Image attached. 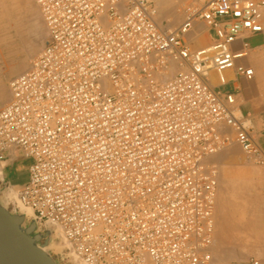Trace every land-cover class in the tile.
Wrapping results in <instances>:
<instances>
[{"label": "built area", "instance_id": "2783aa9c", "mask_svg": "<svg viewBox=\"0 0 264 264\" xmlns=\"http://www.w3.org/2000/svg\"><path fill=\"white\" fill-rule=\"evenodd\" d=\"M33 1L46 37L9 81L0 163L15 151L29 161L17 197L39 229L59 228L67 244L56 256L64 264H218L214 157L232 141L264 167V149L210 76L219 84L231 68L253 76L235 66L242 53L230 45L263 30L264 0H193L199 6L174 27L151 0ZM197 20L214 40L193 48Z\"/></svg>", "mask_w": 264, "mask_h": 264}, {"label": "rangeland", "instance_id": "374dc122", "mask_svg": "<svg viewBox=\"0 0 264 264\" xmlns=\"http://www.w3.org/2000/svg\"><path fill=\"white\" fill-rule=\"evenodd\" d=\"M151 1L154 3L158 12L159 19L163 23H167L168 20H173V24H169L171 25V27L178 25L187 16V14L189 13L187 9L189 7L199 6V4H196L195 2H193V0H151ZM196 23H198L199 26V28L197 27L195 28L198 36L201 37L202 42L204 43L206 42L207 45L210 44L207 38V29H208L207 26L200 20H197ZM189 33H191V30L189 31ZM190 35L191 34H188V36ZM193 36L195 37L197 35H192V37ZM45 37H46L45 26L41 14L33 0H24V1L0 0V108L9 99L10 92L8 89L9 88L8 83L10 79L16 76L17 74L21 73L30 65L31 61L34 59L39 49L41 48ZM200 46H202V44ZM200 46L193 45L192 47L198 48ZM241 61L242 63L244 62L243 64H245V59H242ZM19 66H23V67L20 68ZM18 67L19 69H17ZM176 70H177L176 67L175 68L171 67L168 70V72L171 74L173 71ZM232 143L235 145V143L231 141L229 144H227L224 147H229V145H232ZM236 151H237L236 156L238 157L237 158L238 164L237 161L234 163V160L232 161L231 164L227 160H225L221 155L219 156L220 151H218V153L214 157V161L216 163L217 173H218V184H217V190H216L217 192H216L215 200L219 199L218 198L219 195L223 193L222 196H224V198L226 197L227 199L225 198V201L226 203L228 202L227 204L226 203L224 204L227 207L226 209L224 207L225 209L224 212L230 216L232 214L231 217L234 218L233 222H236V220L239 222L240 221L245 222L247 220V222H251V224L246 229L247 232L254 231L255 229L264 231V205L259 206L257 204L256 206V209L259 210L261 214L258 213L256 210L252 211L244 204L242 207V204L240 202L243 201V199L236 198V195L238 196V193H240V189L239 187H237L239 180L237 181V179H234V176L232 177V175L239 172V169L244 170V172L247 173L248 175H252L256 171L259 172L261 174V179L255 185L256 189L253 192L257 193V197L260 201L261 200L260 188L264 181V167L250 161L247 158V156L242 152V150L238 145ZM16 152L19 153L17 156L20 157L19 158L16 157L18 159H16L14 165L8 166L6 168L4 172V176L6 177L5 181L7 182H5V184L0 183V201L3 204H4L3 200H5V198L4 196H2V193L4 189L11 184V182L8 181V178H13V176L16 175V173H18L19 171L21 172L22 170H25L29 162L26 158H24V156L19 151ZM219 157H222V159ZM239 159H241L240 163H239L240 161ZM229 167H233V168L236 167V169L233 170V168H230L231 172H228L230 171ZM226 174H229L228 179L230 178V180L224 183L222 182L223 181L222 179ZM15 186L19 188L18 185ZM16 194H18V191ZM5 201H7L6 203L12 202L11 200L8 201V199ZM217 202L218 200L215 201L217 205L214 203L215 204L214 208L218 206L216 207L218 209L215 208L213 210L214 221H213L212 244L217 242L216 238H218L217 236H219L218 233L219 230L217 229V225H216L219 216H216V214L219 215L220 212L218 213L216 212L220 209H219V204ZM6 203L5 205L10 211L12 212L20 211L18 207L13 208L11 203L8 204ZM228 215L226 217H229ZM229 226L230 225H228V227ZM232 228L233 227H230L229 230L231 233H234V228L233 229ZM213 236L216 238H214ZM58 243H59L58 239L54 238L53 245L56 244V246L54 247L52 246L53 250L58 251L59 248H61V247H57L59 245ZM244 243L245 244L241 242L240 245L239 244L236 245L237 250L235 249L236 248L235 246H233L235 248L232 247V249L230 247L229 250L231 249V251L228 252H230V255L232 254L231 258H227L226 260H222V261H217V263L223 264L230 261L245 260L249 258H255L261 262H264V260L262 259V256H264V238L261 239V244H259L256 247L251 243H247V242ZM211 247L213 248L215 246H211ZM233 251L235 252V254ZM211 254L214 259V254L212 253V251Z\"/></svg>", "mask_w": 264, "mask_h": 264}, {"label": "bare ground", "instance_id": "6f19581e", "mask_svg": "<svg viewBox=\"0 0 264 264\" xmlns=\"http://www.w3.org/2000/svg\"><path fill=\"white\" fill-rule=\"evenodd\" d=\"M20 1H22V0H20ZM24 1V0H23ZM181 10V9H180ZM173 15V14H172ZM175 21V20H174ZM167 23H168V25L169 24H173V20H168L167 21ZM171 26V25H170ZM199 28V26H198V23H196V21H194L193 22V27L191 28V33H189V34H191V35H197L195 38H194V41H193V45H195V46H199V45H201V44H203L201 41V37H199L198 36V34H197V31L195 30V28ZM190 35V36H191ZM34 36V35H33ZM36 39V38H35ZM192 39V38H191ZM204 39V38H203ZM201 42V43H200ZM206 43V42H205ZM204 45V44H203ZM241 56H243V54H241ZM18 60V59H17ZM20 68L21 67H23V66H19ZM19 67L17 68V69H19ZM173 68V67H172ZM175 68V67H174ZM19 71V70H18ZM170 73L168 72L167 73V75H169ZM9 84V83H8ZM9 89V88H8ZM2 98V97H1ZM232 145H234L233 143H232ZM232 145H229V147H223V149H221L220 150V152H219V156L221 155L225 160H227L229 163H231L232 164V161L234 160V163L237 161V164H238V157L236 156V149H237V144H235L234 146H232ZM230 146H232V147H230ZM235 146H236V148H235ZM239 149V148H238ZM239 151V150H238ZM240 152V151H239ZM239 154V153H238ZM237 154V155H238ZM240 156V155H239ZM18 157V156H17ZM20 157V156H19ZM18 157V158H19ZM222 157H219V158H221L222 159ZM12 159H11V162H10V165H14V163L16 162V159H18V158H16L15 157V155L13 154V156L11 157ZM240 161H239V163L241 162V159H239ZM222 161V160H221ZM227 163V162H226ZM3 166H4V164L3 163H0V179H2L3 178V175H4V168H3ZM227 167V166H226ZM234 167V166H233ZM233 167H229V169L230 168H233ZM241 168V167H240ZM234 169H236V167L235 168H233V170ZM239 169V168H238ZM237 169V170H238ZM236 170V171H237ZM225 171V170H224ZM228 172H231V169H230V171H228ZM232 172H234V171H232ZM223 174V173H222ZM225 174V173H224ZM237 174V175H236ZM236 174H234V175H232V177L234 176V179H237V181H238V184H237V187H239V189H240V193H238V196L236 195V198H238V199H243V201H241L240 203L242 204V207H243V204L244 205H246L249 209H251L252 211H257L258 213H260L259 212V210H257L256 209V206H257V204L259 205V206H263L264 205V201L261 199L260 201H259V199H258V197H257V193H254L253 191H255V189H256V184L260 181V179H261V174L259 173V172H255V173H253L252 175H248L247 173H245L244 172V170H241V169H239V172H237ZM228 175L229 174H226L224 177H223V181L222 182H224V183H226V182H228L229 180H230V178L228 179ZM231 175H230V177H231ZM220 179V178H219ZM236 181V182H237ZM222 187V186H221ZM227 187V186H226ZM8 188V189H7ZM19 190V188H17V186H15V185H12V186H8V187H6L5 189H4V191H3V193H2V196H4V198H5V200H7L8 199V201L9 200H11V201H13L16 205H17V207L19 208V210H20V212L23 214V215H25V217L26 218H28V216L30 215V210L27 208V207H25L24 205H22L20 202H19V200H18V197H17V191ZM217 192V191H216ZM218 194V193H217ZM222 194L223 193H221V195H219V199H217L218 200V204H219V209L220 210H215V211H217L216 213H218V212H220L219 213V215L218 214H216V216H219V218L217 219V229L219 230V236H217L218 238H216V237H214V238H216V240H217V242H215L214 244H216V245H214V244H212L211 246H215V247H211L210 248V250L212 251V253L214 254V261H216V263H217V261H222V260H226L227 258H231V255H230V252H228V251H231V249H232V247L233 246H235L236 247V245H240V243L241 242H243V244H245L244 242H247V243H251L252 245H254L255 247L256 246H258L259 244H261V239H263L264 238V231H262V230H254V231H246V229H247V227L251 224V222H247V220L244 222H242V221H237L236 220V222H233L234 221V218L233 217H231L232 216V214L231 213H229V214H231V216L230 215H228L227 213H225L224 211H225V209L227 208L224 204L226 203V201H225V198H224V196H222ZM215 199H216V197H215ZM227 199V198H226ZM5 200H3V202H4V205H5V203L7 202V201H5ZM217 200H215V201H217ZM228 203V202H227ZM226 203V204H227ZM6 204H8V203H6ZM216 204V203H215ZM215 204H214V206H215ZM3 205V206H4ZM217 205V204H216ZM5 207V206H4ZM216 207H218V206H216ZM215 207V208H216ZM224 207H225V209H224ZM239 207V206H238ZM14 208V207H13ZM214 208V209H215ZM246 208V207H245ZM216 209H218V208H216ZM214 211V212H215ZM227 212V211H226ZM229 216V217H226L227 215ZM261 214V213H260ZM234 216V215H233ZM215 217V216H214ZM213 221H214V219H213ZM228 225H230L229 227H228ZM232 225V226H231ZM258 226V225H257ZM227 227H228V229H227ZM230 227H233L234 228V233H231L230 232ZM232 228V229H233ZM55 238H60L61 239V237H60V231H59V228L58 227H55V229H54V235H53ZM58 240V246L57 247H63V246H65L67 243H66V241L64 240V241H62V240ZM252 239V240H251ZM50 246L52 247H54V246H56V244L55 245H53V243L52 242H50ZM231 247V249L229 250V248ZM235 247H233V248H235ZM244 248V247H243ZM236 250H237V247L235 248ZM55 251V250H54ZM234 252V251H233ZM237 252V251H236ZM259 252V251H258ZM232 253V252H231ZM234 254H235V252H234ZM259 254V253H258ZM240 255V254H239ZM234 256V255H233ZM232 256V257H233ZM260 256V255H259ZM238 257H241V256H238ZM237 257V258H238ZM262 259L264 260V256H262ZM261 259V260H262Z\"/></svg>", "mask_w": 264, "mask_h": 264}, {"label": "crops", "instance_id": "0c3cea01", "mask_svg": "<svg viewBox=\"0 0 264 264\" xmlns=\"http://www.w3.org/2000/svg\"><path fill=\"white\" fill-rule=\"evenodd\" d=\"M193 37L192 35L188 36L189 39L192 38L194 40L196 36ZM207 38L209 43L214 40L213 33L208 29ZM202 43L204 44L202 46L207 45L204 42ZM230 49L234 54H243V56L235 59V66L251 67L253 76L247 79L238 74L235 68H231L224 71V83L219 84L216 76L212 75L210 76V84L220 94H232L234 96L237 108L244 116L250 119L257 144L264 149V28L261 32H245L241 34L231 43ZM242 59H245V64H243L244 62L242 63ZM18 154V152H15V157ZM10 162L4 164V171L8 166H11ZM25 180L26 168L16 173L13 178H8L11 186L15 184L19 188Z\"/></svg>", "mask_w": 264, "mask_h": 264}, {"label": "water", "instance_id": "95a60500", "mask_svg": "<svg viewBox=\"0 0 264 264\" xmlns=\"http://www.w3.org/2000/svg\"><path fill=\"white\" fill-rule=\"evenodd\" d=\"M5 179L3 175L0 183ZM3 205L0 201V264H64L50 246L55 238L50 227L39 229L30 215L26 218Z\"/></svg>", "mask_w": 264, "mask_h": 264}]
</instances>
